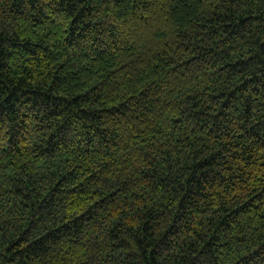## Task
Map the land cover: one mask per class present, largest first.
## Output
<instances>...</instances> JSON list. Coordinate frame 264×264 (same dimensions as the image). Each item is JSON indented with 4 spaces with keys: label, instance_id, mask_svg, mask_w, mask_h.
I'll return each mask as SVG.
<instances>
[{
    "label": "trees",
    "instance_id": "1",
    "mask_svg": "<svg viewBox=\"0 0 264 264\" xmlns=\"http://www.w3.org/2000/svg\"><path fill=\"white\" fill-rule=\"evenodd\" d=\"M0 264H264V0H0Z\"/></svg>",
    "mask_w": 264,
    "mask_h": 264
}]
</instances>
